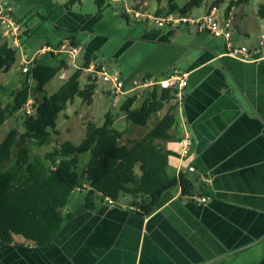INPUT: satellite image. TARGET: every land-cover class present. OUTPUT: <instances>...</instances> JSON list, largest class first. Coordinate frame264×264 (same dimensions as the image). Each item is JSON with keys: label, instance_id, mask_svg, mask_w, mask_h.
<instances>
[{"label": "crops", "instance_id": "0c3cea01", "mask_svg": "<svg viewBox=\"0 0 264 264\" xmlns=\"http://www.w3.org/2000/svg\"><path fill=\"white\" fill-rule=\"evenodd\" d=\"M7 1L11 7L35 4L43 9L40 19L56 33L53 43L41 47L60 46L72 31L74 43L81 46L74 66L63 53L49 57L64 62L67 74L85 64L102 65L124 81L125 94L120 97L136 96L138 102L147 93L131 90L134 79L185 74L187 84L174 110L171 138L157 143L173 154L167 162L169 178L176 180L181 173L197 177L194 193L204 183L211 197H203L205 203L196 194L182 197L177 185L164 193L152 215L141 217L125 205L128 198L120 206L104 201L90 212L75 189L69 209H63L72 218L54 243L42 248H27L21 239L17 245L0 243V264H264V49L258 60L243 63L225 54L222 39L206 32L188 26L156 28L122 17L125 8L162 16L167 13L166 0L141 5L140 0H110L101 8L95 0H79L68 10L64 5L70 0ZM215 2H203L188 15L202 17L212 5L224 13L229 0ZM260 2L248 0L226 13L233 20L236 43L258 46L264 33V20L257 16ZM15 18L26 28L22 42L31 56L36 51L31 32L23 17ZM44 58L47 55L36 64H46ZM94 85V95L99 87L100 94L113 95L111 85ZM160 113L163 116L165 109L153 125ZM184 137L192 142L186 154L180 143ZM188 166L195 173H187Z\"/></svg>", "mask_w": 264, "mask_h": 264}, {"label": "trees", "instance_id": "16d2710c", "mask_svg": "<svg viewBox=\"0 0 264 264\" xmlns=\"http://www.w3.org/2000/svg\"><path fill=\"white\" fill-rule=\"evenodd\" d=\"M106 1L110 0H95V4L101 8ZM145 1L140 0L139 5ZM176 1L166 0L167 13L178 11L188 14L205 2L189 0L182 8H177ZM224 1L216 0L215 4L222 5ZM247 1L229 0L224 14L233 6ZM78 2L70 0L64 9L68 10ZM159 2L157 0V4ZM257 16L264 20V0L258 5ZM67 34L71 35L70 40L73 42V32ZM15 63V52L0 43V68L4 73H9ZM86 68L87 64L74 70L56 92L47 96L45 85L67 68L64 62L57 66L35 64L29 73H21L25 79L20 88L11 93V102L3 104L0 101L1 128L14 114L24 110L31 91L28 84L30 78L35 84L34 91L39 95L31 105L35 113L22 116L23 132L19 134L16 129H12L0 141V243L4 245H17V239H21L27 248L53 244L63 225L72 218L71 214H63V209L75 189L80 190L83 206L90 212L95 211L106 199L119 204L128 198L125 205L141 217L152 215L164 193L177 185L182 197L195 194L211 197L204 183H199L198 192L194 193L199 178L190 179L181 173L173 180L167 175L168 157L173 154L163 149L157 141L169 140V132L176 124V106L171 103L174 90H158L157 87L146 90L147 93L142 94L140 105L135 110V96L124 101L120 110L125 120L138 127L147 126L151 118L165 109L164 115L152 128L128 144L120 142L126 133L115 130L111 116L106 114L100 126L86 124L84 137L77 145L64 143L31 161L24 147L12 158L13 147L19 139L30 147L44 146L56 133L58 115L74 98L92 103L96 86L88 79L86 86L80 88ZM84 155L89 158L85 168L79 170L80 157ZM11 162L8 168H3Z\"/></svg>", "mask_w": 264, "mask_h": 264}, {"label": "built area", "instance_id": "2783aa9c", "mask_svg": "<svg viewBox=\"0 0 264 264\" xmlns=\"http://www.w3.org/2000/svg\"><path fill=\"white\" fill-rule=\"evenodd\" d=\"M123 14L130 18L131 22L139 23L145 22L153 24L156 28H170L175 29L178 27H192L196 32H206L214 39H222L225 44V54L232 57L236 61L247 63L254 62L260 57L261 51L264 49V33L259 37V44L256 47L250 48L243 44H238L233 39L235 27L233 20L230 16L220 13L217 6L212 5L207 13L198 18L190 17L187 13H180L178 11L168 12L162 16L145 13L141 9L125 8ZM26 33L25 26L17 20L11 13L7 0H0V43L6 44L10 49L15 52L16 63L22 74H27L35 66L36 61L44 55H58L65 54L71 61L72 65L74 60L81 52V46L77 43L71 42L70 39L65 40L60 46L52 47L45 45L36 50L31 56L25 52L22 45V38ZM74 66V65H73ZM78 69V68H77ZM90 83L93 84H110L112 87L115 99L125 94V83L119 75L109 74L102 65H90L83 71ZM67 72L62 70L59 78L67 80ZM186 75H175L171 78L154 80L148 77L141 79H134L130 82L132 91L144 92L153 87L158 90H174V98L171 103L178 108L183 100L181 90L186 86ZM25 105V113L30 115L31 110ZM183 147V154L189 150L192 142L188 137H184L180 141ZM186 172L191 174L195 173V168L188 166ZM206 198L201 197V203L206 202ZM105 202L109 206H120L121 203L116 204L113 201L106 199Z\"/></svg>", "mask_w": 264, "mask_h": 264}, {"label": "rangeland", "instance_id": "374dc122", "mask_svg": "<svg viewBox=\"0 0 264 264\" xmlns=\"http://www.w3.org/2000/svg\"><path fill=\"white\" fill-rule=\"evenodd\" d=\"M127 1L130 2V0ZM135 1L138 2L139 0ZM213 1L214 0H205V2L208 4ZM249 1L250 4H256L259 0ZM186 2L187 0H177L176 4L181 7ZM152 4V2H149V5ZM8 7L13 16L15 15V17L17 18L23 17L24 21H26V24L31 32V38L36 50L40 49L43 44L53 43V38L56 32L53 30V27L50 23L43 22V20L40 19V15L45 16V13L43 9L40 8V6L34 4L26 6L14 5L13 7H11L8 2ZM12 8L14 10V14L12 12ZM39 40L40 42H38ZM51 46L53 47V45ZM60 58H64V56H61ZM44 60L46 65L56 66L58 64L59 59H51L49 57V54H47V58H44ZM72 71L70 73H72ZM59 75L60 73L45 85L44 90L47 96H50L54 92H56L60 84L66 81L60 78V80H58ZM69 76L70 74L66 75V77ZM24 79V75L21 74L17 63L13 65L9 73H4V71L0 68V85L3 87V90L0 91V101L3 104L11 102V93L20 88L21 83L24 81ZM87 82L88 80L86 78H83V80H81L80 82V88L83 89L86 86ZM28 84L30 86L31 91L27 102V108L31 110L30 115H33L35 113V109L31 105L34 104L36 98H39V95L34 91L35 84L31 78L28 80ZM109 85L107 86L109 87ZM101 88L102 87H99L97 89V92L94 95V100H92L91 104L84 103L79 98H74L72 101H70L66 105L65 110L58 115L55 127L56 133L52 134L48 142L41 148L30 147L19 139L13 147L12 158H15L18 151L24 147L28 150V159L29 161H31L35 157H43L46 153L52 151L54 148H57L64 143L69 142L73 145H77L79 144L80 140L84 137L86 124L93 123L97 126H100L103 123L106 114H109L111 116L113 120V128L115 130L125 131V136L122 137V139L120 140V142L124 144H128L129 141L137 140L142 134H145L152 127L155 121L154 117L150 119L147 126L145 127L133 126L128 123L125 120L123 112H121L120 110L121 105L124 103L125 99L128 96L115 99L114 95H112L109 98L105 96V92L100 94L99 90ZM141 100L142 99H140L133 105V110L139 107ZM24 114H26L25 110L18 112L2 125V127L0 128V141H2L5 135L12 129H16L19 134L23 132L22 116ZM161 116L162 113L158 115V117ZM88 158V155L80 157L79 170L85 168ZM11 164L12 162L5 164L3 168L6 169ZM74 198L75 196L73 195V198H70V202H72ZM70 202L67 204L68 209L70 206Z\"/></svg>", "mask_w": 264, "mask_h": 264}]
</instances>
